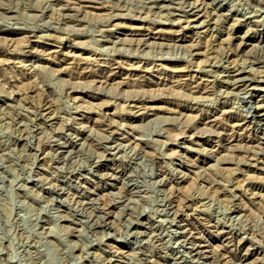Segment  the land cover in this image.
I'll return each instance as SVG.
<instances>
[{
	"label": "rangeland",
	"instance_id": "1",
	"mask_svg": "<svg viewBox=\"0 0 264 264\" xmlns=\"http://www.w3.org/2000/svg\"><path fill=\"white\" fill-rule=\"evenodd\" d=\"M263 38L264 0H0V264L264 262Z\"/></svg>",
	"mask_w": 264,
	"mask_h": 264
},
{
	"label": "bare ground",
	"instance_id": "2",
	"mask_svg": "<svg viewBox=\"0 0 264 264\" xmlns=\"http://www.w3.org/2000/svg\"><path fill=\"white\" fill-rule=\"evenodd\" d=\"M157 1V0H156ZM154 2V1H153ZM198 2V1H197ZM157 3V2H156ZM159 3V2H158ZM157 3V4H158ZM194 4V3H193ZM63 5V4H62ZM154 5V4H153ZM148 6V5H147ZM150 6V5H149ZM213 6V5H212ZM66 7V6H65ZM199 7V6H198ZM67 8V7H66ZM151 8V7H150ZM207 8V7H206ZM216 9V8H215ZM206 10V9H205ZM217 11V10H216ZM64 12V11H63ZM190 12V11H189ZM65 13V12H64ZM63 15H66V14H63ZM200 23V22H199ZM244 37V36H243ZM262 41H264V38H263V40ZM235 69V68H234ZM246 75V74H245ZM244 74H243V71L242 70H240V69H236V71L232 74V80H234V84H239V86L240 85H246V83H249L248 85L249 86H251L250 84H252V81H251V79L250 78H248V77H246ZM229 79V78H228ZM226 81V80H225ZM261 81H264V75H263V78L260 80V82ZM256 84V83H255ZM248 85H247V87H248ZM256 86V85H255ZM254 88V87H253ZM75 89V88H74ZM249 90V89H248ZM252 91V90H251ZM250 91V92H251ZM248 94V93H247ZM262 94V93H261ZM260 103V102H259ZM259 124V123H258ZM76 140V139H75ZM262 141V140H261ZM260 143V142H259ZM258 143V144H259ZM263 143H264V140H263ZM68 144V143H67ZM109 145V144H108ZM262 145H264V144H262ZM263 147V146H262ZM264 148V147H263ZM61 150V149H60ZM59 150V151H60ZM75 150V149H74ZM67 154V153H66ZM261 155V154H260ZM263 156H264V152H263ZM262 156V157H263ZM260 157V156H259ZM256 160V159H255ZM254 160V161H255ZM258 160V159H257ZM260 160V159H259ZM256 162V161H255ZM108 169V168H107ZM105 176V175H104ZM87 192V191H86ZM83 193V192H82ZM95 199V198H94ZM93 199V200H94ZM89 200V199H88ZM92 201V200H91ZM92 204V203H91ZM98 205V204H97ZM110 207V206H109ZM176 211V210H175ZM177 212V211H176ZM109 215V214H108ZM105 217V216H104ZM187 238V237H186ZM251 251V250H250ZM252 252V251H251ZM243 257V256H242ZM241 257V258H242ZM260 260V259H259ZM240 261H241V259H240ZM242 262V261H241ZM243 262H246V264H264V262H261V261H258L257 260V258L255 259H253V260H251L250 261V259L248 260V257L246 258V256L243 258ZM242 264V263H241Z\"/></svg>",
	"mask_w": 264,
	"mask_h": 264
}]
</instances>
